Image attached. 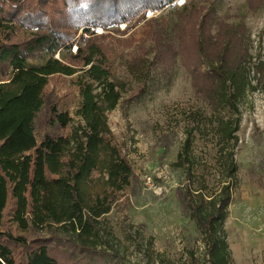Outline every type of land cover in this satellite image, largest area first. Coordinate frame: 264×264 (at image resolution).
I'll return each instance as SVG.
<instances>
[{"label":"trees","instance_id":"16d2710c","mask_svg":"<svg viewBox=\"0 0 264 264\" xmlns=\"http://www.w3.org/2000/svg\"><path fill=\"white\" fill-rule=\"evenodd\" d=\"M177 1L0 0V264H116L118 255L96 249L99 228L124 203L136 176L107 118L121 99L109 49L98 41L109 35L92 37L93 30L128 27L149 10L162 13ZM174 13L177 21L169 29L159 18L163 23L152 39L159 75L171 76L167 68L183 43L193 42L206 60L213 45L216 62L204 64L197 92L214 109L228 108L236 116L216 124L214 184L204 172L195 176L189 138L175 163L186 177L176 197L181 213L203 237L204 264H229L224 224L238 182L233 158L238 106L247 94L264 91V57L255 63L247 50L239 54L235 46L240 42L232 38L236 31L222 25L216 9L203 14L198 0ZM207 21L209 31L216 29L211 36H205ZM80 30L81 41L71 54ZM62 50L69 52L70 62L66 56L55 58ZM35 59L42 62L30 63ZM53 76L76 78L80 102L75 125L69 113L49 104L47 86ZM146 90L141 87L129 102L141 99ZM44 110L48 127L62 134L45 133L38 140L36 121Z\"/></svg>","mask_w":264,"mask_h":264},{"label":"rangeland","instance_id":"374dc122","mask_svg":"<svg viewBox=\"0 0 264 264\" xmlns=\"http://www.w3.org/2000/svg\"><path fill=\"white\" fill-rule=\"evenodd\" d=\"M190 2L178 0L175 7L162 13L149 10L143 19H134L128 27L121 24L116 29L93 30L92 37L109 35L98 41L109 49L107 56L113 79L121 85V99L107 118L136 176V182L125 192L124 203L105 216L99 228L101 238L96 249L110 256L118 255L116 264H204L207 261L200 231L181 213L176 190L186 183V177L175 163L183 142L189 138L195 176L204 172L214 184L216 124L223 117L233 120L236 116L228 108L214 109L197 92L196 85L201 83V74L207 70L208 65L204 64L216 62L211 52L213 45L209 46V55L205 52L206 60L197 53L193 42L183 43L177 58L167 68L171 76L162 77L153 58L156 47L152 43L158 23L165 22L163 25L169 29L177 21L174 11ZM263 2L198 0L203 14L216 9L222 25L236 31L232 37L240 42L236 50L240 48L239 54L247 50L255 63L264 57ZM208 23L204 26L205 36L216 32L215 27L207 29ZM78 32L71 54L81 41L82 32ZM62 56L70 62L69 52L62 50L55 58ZM143 60L144 67L135 66ZM41 62L30 60L32 64ZM250 80L255 82L253 71H250ZM75 81V77L53 76L47 86L49 104L54 103L69 113L73 125L79 122L74 114L80 102ZM143 86L147 94L129 102ZM238 108L240 122L233 157L238 182L224 224L229 264H264V91L247 94ZM46 116L44 110L36 121L38 140L45 133H58L48 127Z\"/></svg>","mask_w":264,"mask_h":264}]
</instances>
